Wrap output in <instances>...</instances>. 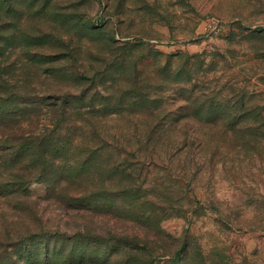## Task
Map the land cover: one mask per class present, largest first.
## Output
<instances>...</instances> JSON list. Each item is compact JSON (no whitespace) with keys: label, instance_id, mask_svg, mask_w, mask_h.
<instances>
[{"label":"rangeland","instance_id":"obj_1","mask_svg":"<svg viewBox=\"0 0 264 264\" xmlns=\"http://www.w3.org/2000/svg\"><path fill=\"white\" fill-rule=\"evenodd\" d=\"M222 251L264 264V0H0V264Z\"/></svg>","mask_w":264,"mask_h":264},{"label":"trees","instance_id":"obj_2","mask_svg":"<svg viewBox=\"0 0 264 264\" xmlns=\"http://www.w3.org/2000/svg\"><path fill=\"white\" fill-rule=\"evenodd\" d=\"M243 122H245V121H243ZM229 123L235 124V125H240L241 120L239 122V120L233 119V120L229 121ZM215 259L219 260L220 264H240L238 261L233 262V258L231 259V257L226 255L223 251L218 252L217 255H215ZM207 260L208 259L207 258L205 259L204 256L201 257V263L206 264Z\"/></svg>","mask_w":264,"mask_h":264}]
</instances>
